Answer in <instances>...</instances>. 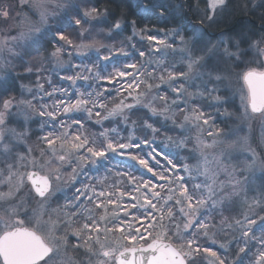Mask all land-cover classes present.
Wrapping results in <instances>:
<instances>
[{"label": "snow or ice", "instance_id": "6c2138e0", "mask_svg": "<svg viewBox=\"0 0 264 264\" xmlns=\"http://www.w3.org/2000/svg\"><path fill=\"white\" fill-rule=\"evenodd\" d=\"M199 2L194 5L202 11L198 23L149 34L147 26L137 28L131 20L132 35L117 40L123 31L117 19L104 33L112 42L105 43L85 25L106 17L107 9L92 6L80 14L70 10V0H18L16 34L0 35V85L11 82L13 60L36 81L34 87L21 85V99L10 96L0 103V203L13 202L0 214V264H85L70 255L80 249L86 264H264V186L249 197L251 182L244 174L255 165V149L242 139L252 162L241 167L234 144L220 139L222 130L200 103L222 102L218 88L209 87L223 79L217 71L221 62L241 60L240 45L248 41L264 56V35L221 33L211 44L205 40L207 28L223 19L232 0H207L204 10ZM257 7H264V0H246L232 11L246 14ZM134 8L144 18L158 15L166 21L170 14L159 0H134ZM11 9L0 6V18L9 19ZM57 11L65 19L53 30L49 20ZM66 27L77 30L79 41L66 34ZM185 30L192 32L190 40ZM46 36L51 37L47 59L64 72L53 70L60 84L43 75L42 62L24 60L40 56ZM210 60L215 64L205 80L201 69ZM243 80L245 115L250 108L251 114L264 116V71L250 68ZM141 108L164 124L156 127L158 121L141 118L138 125L130 116ZM13 109L25 123L40 118L38 157L29 147L13 158L12 144L24 139V133L7 127ZM105 121L114 126L103 127ZM168 122L181 132L197 130L196 164L177 162L187 138L157 141ZM88 125L103 130L89 132ZM138 128L142 135H136ZM220 144L225 147L208 151ZM29 184L28 193L19 195ZM68 189L71 195L48 212L50 197ZM33 193L39 203L30 209Z\"/></svg>", "mask_w": 264, "mask_h": 264}, {"label": "trees", "instance_id": "16d2710c", "mask_svg": "<svg viewBox=\"0 0 264 264\" xmlns=\"http://www.w3.org/2000/svg\"><path fill=\"white\" fill-rule=\"evenodd\" d=\"M246 0H232L230 5V10L223 15V19L215 25L207 28V35L205 37L206 41H210L211 44H215L218 39L221 37V33H226L230 36L236 37L238 32L247 33L251 39H259L260 35H264V21L261 20V16L264 15V7H257L253 11H248L246 14L241 13L239 10L232 11L235 9L237 5H242ZM78 4L85 6L86 8L95 6L100 10L107 9V16L101 18L100 21H92L91 25H85V27H90L92 29L91 36L95 37L98 40H102L105 43H111L106 35L104 34L108 27L113 24L117 19L122 20L123 31L121 35H119L116 39L122 40L127 36L132 35L131 26L128 24L131 20H136L137 28H143L147 26L148 29L152 30L149 34H155L156 30L159 29H172L176 27L184 28L190 21L192 23H198V15L202 14L197 13L194 5L196 4V0H159V3L167 5L169 7V18L165 21L158 15H151L147 18L143 16L137 15L134 8V0H77ZM256 3H259V0H256ZM207 5V0H200L199 8L204 10ZM251 8V5H249ZM156 12H159L160 9H156ZM79 12V11H75ZM64 22V21H63ZM251 22V23H249ZM247 25V27H246ZM251 29V32L248 31ZM252 32L257 33V35L253 36ZM66 34L70 35L74 40L79 41L80 37L78 36L77 30L66 27ZM186 39H191L192 32L190 30L184 31ZM88 35H85V39H88ZM51 39L50 36H46L43 40L44 47L40 49V56H37L35 53L32 55H26L24 57L25 61L30 62L33 65L39 66L41 62L43 63V67L45 69L43 75H51L53 82L57 81L56 75L51 72L52 70V61L47 59L48 52L51 51V45L48 41ZM139 37L135 38V42H137V46L140 47ZM144 46L146 43H144ZM250 41L242 43L240 45L241 50L245 53L241 60H228L221 62L217 71L222 75L223 81H227V77H229L233 70H237L240 72L248 71L250 68H254L257 70L263 69V64L261 62V58L255 57L253 51L249 50ZM201 45H197L200 47ZM40 57H44L45 59L41 61ZM210 64V65H209ZM215 64V60L208 61V65L211 67ZM14 67L9 69V80L10 83H6L4 85H0V103H2L3 99H7L10 96H14L18 98L20 95V91H22L21 85H29L34 87L36 81V75H26L24 74L23 66L19 60H13ZM212 71V69H208L206 73ZM204 73V72H203ZM204 73L205 78H208L207 74ZM19 74V75H18ZM215 75V72L213 73ZM5 87L7 91H5ZM202 106L205 108L206 103L202 102ZM207 109V107L205 108ZM141 118L149 119V122H157L155 124L156 127H161L164 124V121L158 118L151 116L145 109H140L136 111L134 115L130 116L131 120H137L138 125L141 123ZM219 123H223L219 118L216 119V125ZM114 125L109 124V122L104 123L103 127H111ZM89 132L99 133L102 131V127L100 125H88ZM123 128V125H121ZM139 129V128H138ZM140 133H143L140 130ZM179 129H174V126L167 123L163 128H161V134L157 136L159 140H163L164 136H172V137H180L181 132ZM29 146L35 149L41 147L38 140V133L31 132V135L28 137ZM102 174V173H101ZM239 206V203H238ZM227 214V213H225ZM235 214V213H233ZM219 217H217L218 219Z\"/></svg>", "mask_w": 264, "mask_h": 264}, {"label": "rangeland", "instance_id": "374dc122", "mask_svg": "<svg viewBox=\"0 0 264 264\" xmlns=\"http://www.w3.org/2000/svg\"><path fill=\"white\" fill-rule=\"evenodd\" d=\"M4 4L11 5L12 9L10 12L9 19L5 20L3 18H0V35H5V34L14 35L18 30L15 27V25L18 23L16 14L20 13L21 9L18 6V0H0V6H3ZM69 8L74 13L75 11H79V13L82 14L83 10L86 7L82 6L81 4H78L77 0H70ZM23 11L27 12L28 9L25 8ZM32 19L35 20L36 17L32 16ZM64 19L65 18L63 16V13L57 11L56 17L54 19L49 20V23L53 26V30L55 29L56 25L62 23ZM144 43H146L147 45V41H144ZM261 47H264V44H262ZM249 50L253 51L256 58L258 57L261 58V62L264 66V56H261L255 49L251 47H249ZM65 59H67V56H65ZM78 59L79 58H77V62ZM177 59H179V57H177ZM51 66H52L51 72L53 74H55V72L53 71L54 69L55 71L60 72V74H64L63 70L59 66L55 65L54 62H52ZM178 67H182V65H178ZM208 69L211 70L212 66L211 67L208 66L206 68L201 69V72L206 73ZM261 71H264V67ZM245 72L233 70V73L229 77H227V81H223V82L219 81L209 84V87L215 86L216 88H218L219 91L218 93L215 94H218L222 98L221 103L216 104L213 107L208 106L209 105L208 101H200V103L202 102L206 103L205 108L207 107L206 110L210 112L214 117L215 124H216V119L218 118L223 122L218 124V128L222 130V136L220 137V139L226 140L228 143L234 144L233 155L237 157V160L235 162L239 163L241 167H244L252 162L251 153L246 151L245 145L241 142L242 139L247 138L248 144H250L251 147L255 149L256 152L255 165L254 167H252L251 169L247 170L244 173L245 175L248 176V179L251 182L250 185L251 190H249L248 196L252 197L261 190L262 186H264V116H261L260 114H251L250 108L248 109V115H245V101L242 99L244 96L247 95V87H246L247 85L243 80V74ZM203 79L207 80L208 78H205V76H203ZM53 83L60 84L63 82L58 81L57 78V81ZM197 83H199V81H197ZM45 87L47 88L48 85L45 84ZM22 91H20L21 92L20 95L18 96V98H16L17 100L21 99ZM24 96L25 98H29V99L31 98L30 96L27 95V93H24ZM212 103L215 104V102ZM12 113H13L12 115L6 116L7 127L14 128L16 129L17 132L24 133V139L22 142H14L12 144L13 158H14L15 154L18 152H25V153L27 152V149L30 147L28 143V137L31 135V132L34 131L37 132L38 137L41 135V132H40L39 117L33 116L31 120L25 123L23 116L18 114L16 109H13ZM155 118L163 120L162 117H155ZM106 122L107 121H105V123ZM168 123L171 124L170 122ZM179 132H181V130ZM139 133L140 131L139 129H137L136 131L137 136L143 134V133L141 134ZM121 134L127 136L128 132L122 131ZM197 135L198 132L195 128H191L181 132L180 137L187 138L188 142L184 149L178 150L179 152V156L177 160L178 163L183 164L187 162L190 165H194L197 163V160L199 159V152L196 148ZM205 138L209 142L211 141V138L208 137ZM8 140H14V138L6 137V142ZM157 141H161V140L157 138ZM224 147H225L224 144H220L217 149L208 150V151H219L221 148ZM32 149H33V155L38 157L39 150L35 148ZM126 163H131V162L126 161ZM29 189H30V184L26 185L24 190L19 195H25L26 193H28ZM3 190H6V186L4 187ZM65 194L70 196L71 189H68L66 193L56 192L55 195L50 197V199L47 201V211L51 212V210L56 208L58 205H62L64 203ZM11 203L13 202L9 201L6 203H0V214H5L6 209L9 207ZM38 203H39V198L35 197L33 193L32 196L29 197V208L30 209L36 208L38 206ZM44 218L47 219V214L45 215ZM25 226H31V225L26 223ZM69 240L70 243L75 242L74 237L70 236ZM70 255L74 256L78 261H85L86 264L85 253L83 249H80L78 252H71Z\"/></svg>", "mask_w": 264, "mask_h": 264}, {"label": "water", "instance_id": "95a60500", "mask_svg": "<svg viewBox=\"0 0 264 264\" xmlns=\"http://www.w3.org/2000/svg\"><path fill=\"white\" fill-rule=\"evenodd\" d=\"M247 87V86H246Z\"/></svg>", "mask_w": 264, "mask_h": 264}]
</instances>
